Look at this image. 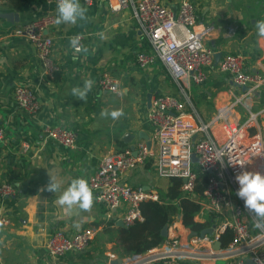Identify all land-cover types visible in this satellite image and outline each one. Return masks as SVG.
<instances>
[{
	"label": "crops",
	"instance_id": "1",
	"mask_svg": "<svg viewBox=\"0 0 264 264\" xmlns=\"http://www.w3.org/2000/svg\"><path fill=\"white\" fill-rule=\"evenodd\" d=\"M193 1L198 22L213 27L206 47L215 52V57L205 68L204 84L186 83L189 103L185 113L198 124H208L220 115L243 123L251 110L257 115V126L250 133L261 132L264 136V87L247 100L248 110L234 104V95L243 90L229 73L219 70L222 57L230 53L244 57L246 72L264 76V38L257 35L255 28L256 21L264 19V0ZM79 2L87 8V20H78L75 25L56 24L48 30L54 41L51 58L60 68L50 77L33 44L16 37L14 31L48 14L57 17V2L27 0L16 8L9 0H0V127L5 131L0 147V184L8 181L17 189L13 198L0 199V209L10 218V224L0 228V264H110L114 249L121 256L118 238L122 228L117 222L122 220L124 207L109 217L106 205L98 202L94 193L90 211L74 208L67 213L55 201L72 179L89 182L104 158L131 150V146L137 151L138 143L146 142L141 139L145 135L153 142L154 156L126 173L122 181L158 194L149 182L150 172L157 170L158 155L154 128L148 120L149 96L182 98L181 85L155 54L132 8L114 13L111 5L116 0ZM173 9L177 7L174 5ZM8 13L17 14L19 22L11 23L1 17ZM77 35L83 36L86 52L77 53L71 46L70 39ZM141 52L155 56L149 70L143 71L137 64ZM104 73L118 80L117 93L100 88ZM88 79L94 81L93 87L87 99L80 100L72 94V88L83 89ZM23 85L33 89L39 99L41 109L34 116L23 112L15 100L16 88ZM102 110L109 115L102 116ZM114 110H122L123 115L113 119L110 113ZM46 125L72 131L76 147L67 149L48 138ZM126 134L134 136L130 144L124 142ZM49 175L63 181L60 192L41 191L50 182ZM86 228L96 229L87 250L68 253L59 262L49 256L46 245L55 231L73 236Z\"/></svg>",
	"mask_w": 264,
	"mask_h": 264
},
{
	"label": "built area",
	"instance_id": "2",
	"mask_svg": "<svg viewBox=\"0 0 264 264\" xmlns=\"http://www.w3.org/2000/svg\"><path fill=\"white\" fill-rule=\"evenodd\" d=\"M174 5L177 10L173 9ZM128 8H132L155 54L166 64L182 89V98L171 95L154 97L148 111V120L154 128L153 140L158 146V174L162 178L182 180V191L191 194L200 206L195 220L208 222L204 230L212 228V233L204 236L196 233L193 236L189 228L180 229V215L169 226L171 233L161 245L142 254L124 257L111 254L110 260L121 258L122 264H218L219 261L246 264L248 260L264 264V226L256 227L253 214L237 197L239 185L235 180L236 174L242 170L264 173V136L261 132L250 133L257 126V115L251 112L242 124L224 115L217 116L208 124H198L192 115L185 113L189 103L186 83L204 84L207 80L205 68L214 61L215 52L206 47L213 27L198 22L193 0H172L171 3L164 0H116L111 5L114 13ZM55 20V14H48L14 31L16 37L33 44L43 69L50 77H54L60 69L51 58L54 41L48 35V30L56 25ZM77 36L80 38L78 46H82L83 36ZM154 59L153 54L141 52L136 61L139 68L145 71L151 68ZM244 61L242 55L225 54L219 70L229 73L232 81L240 86L239 90L248 88L242 94L234 95V104L249 108L247 100L254 91L264 87V76L246 72ZM99 86L112 93L119 91L118 80L109 73L102 75ZM15 100L28 115L34 116L41 109L37 94L30 87H17ZM44 131L48 138L63 147H76L77 139L72 131L50 125H46ZM4 140L5 131L0 127V147ZM193 155L198 162H193ZM153 156V149L141 141L137 145L136 156L127 150L104 158L88 182L96 200L106 205L109 217L125 208L121 219L128 227L143 221L141 205L144 202H160V197L156 192L123 183L122 177ZM2 164L0 155V171ZM239 164H243V168ZM200 174L206 176L204 184ZM200 184L204 186L203 192L196 195ZM16 193L12 183L4 181L0 184L2 201L13 198ZM9 224V216L0 209V228ZM227 232L233 234L232 240L216 250L215 244L221 242ZM95 235L94 228L80 230L73 236L57 230L49 239L46 250L51 258L59 262L68 253L87 250Z\"/></svg>",
	"mask_w": 264,
	"mask_h": 264
},
{
	"label": "clouds",
	"instance_id": "3",
	"mask_svg": "<svg viewBox=\"0 0 264 264\" xmlns=\"http://www.w3.org/2000/svg\"><path fill=\"white\" fill-rule=\"evenodd\" d=\"M56 11L57 17L55 23L57 25L61 23L75 25L78 20H87V8L83 7L79 0H58ZM255 28L257 35L264 38V19L256 21ZM79 39V36L72 37L70 39L71 46L75 48L77 53L81 50L86 52V48L78 46ZM77 58L76 55L73 56V60ZM93 83L94 81L91 79L86 80L83 89L74 87L72 88V94L80 100H86L88 92L93 87ZM101 115L108 116L109 113L107 110H102ZM110 115L113 119H117L123 115V112L122 110H114ZM239 165L243 168V164ZM49 177L50 182L41 191L60 192L63 181L58 180L53 175H49ZM235 180L239 185L236 191L237 197L243 200L245 209L253 214L256 227L264 226V173L242 170L236 174ZM55 202L63 207L67 213H71L74 208L90 211L93 206L94 197L86 179L74 178Z\"/></svg>",
	"mask_w": 264,
	"mask_h": 264
},
{
	"label": "trees",
	"instance_id": "4",
	"mask_svg": "<svg viewBox=\"0 0 264 264\" xmlns=\"http://www.w3.org/2000/svg\"><path fill=\"white\" fill-rule=\"evenodd\" d=\"M11 5L20 8L27 0H9ZM201 182L204 184L206 176L200 174ZM203 185H198L195 194L201 195ZM143 215L142 222H136L128 229L119 230V248L121 257L142 254L161 245L165 238L162 231L166 225H171L178 215L182 216V223L186 228L196 233H201L207 223H200L195 216L200 211V206L195 202L191 194L182 191V180L170 179L169 186L163 194L160 202L147 201L141 205ZM231 232L225 233L221 242L225 247L232 240Z\"/></svg>",
	"mask_w": 264,
	"mask_h": 264
},
{
	"label": "water",
	"instance_id": "5",
	"mask_svg": "<svg viewBox=\"0 0 264 264\" xmlns=\"http://www.w3.org/2000/svg\"><path fill=\"white\" fill-rule=\"evenodd\" d=\"M2 18L8 20L9 22L11 23H18L19 22V16L15 13H8V14H2L1 15ZM220 58L219 54L216 56V60L218 61ZM236 86L239 88L240 86L236 84ZM242 90L245 92L248 90L247 87H243ZM151 101H152V95L149 96V106H151ZM134 139V136H131L130 134H126L125 135V138H124V142L127 143V144H130L132 142V140ZM141 139H144L147 143V146L149 149L152 148V145H153V142L152 140L149 138L148 135H145L143 138ZM131 150L133 151V155L136 156L137 155V151H136V147L135 146H131ZM193 162H198L197 158L195 155H193ZM184 183H186L187 181L186 180H183ZM179 217H181L179 215ZM117 226L119 228H122V229H128V226H126L124 224V222L122 220L118 221L117 222ZM212 233V228L210 229H205L201 232V235L204 236L206 234H211ZM192 235H196V232H193ZM162 236L163 238H167L169 236V225H166L162 231ZM214 248L216 250H220L222 248V243L221 242H218L217 244H215ZM110 264H122V259L119 258L118 260H114L112 261ZM246 264H255L252 260H248L246 262Z\"/></svg>",
	"mask_w": 264,
	"mask_h": 264
},
{
	"label": "rangeland",
	"instance_id": "6",
	"mask_svg": "<svg viewBox=\"0 0 264 264\" xmlns=\"http://www.w3.org/2000/svg\"><path fill=\"white\" fill-rule=\"evenodd\" d=\"M244 107V106H243ZM245 108V107H244ZM249 110V108H247ZM250 113H251V110H249ZM249 113V114H250ZM233 120V119H232ZM235 122H237L236 120H233ZM239 123V122H237ZM244 123V122H243ZM242 124V123H240ZM150 178H149V182L153 185V187L158 191V195L160 197V200H162L163 198V194L165 193L168 185H169V182H170V179H166V178H162L159 176L158 174V171L156 169H153L151 172H150ZM161 193V194H160ZM179 217V215L177 216V218ZM177 221V219L175 220ZM170 226V225H169ZM180 229H187L183 223H182V219H181V226H180ZM177 234H180V232H178ZM113 249H114V246H113ZM115 252H113L114 254H116L118 256L119 252H117L115 249H114ZM120 257V256H118ZM218 264H225V262L223 261H219Z\"/></svg>",
	"mask_w": 264,
	"mask_h": 264
}]
</instances>
